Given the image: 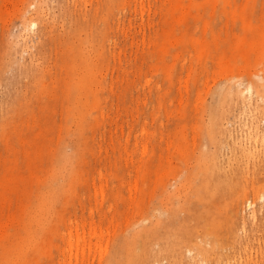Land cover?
<instances>
[{
	"label": "rangeland",
	"instance_id": "1",
	"mask_svg": "<svg viewBox=\"0 0 264 264\" xmlns=\"http://www.w3.org/2000/svg\"><path fill=\"white\" fill-rule=\"evenodd\" d=\"M263 166L264 0H0V264H187L212 173L264 264Z\"/></svg>",
	"mask_w": 264,
	"mask_h": 264
},
{
	"label": "bare ground",
	"instance_id": "2",
	"mask_svg": "<svg viewBox=\"0 0 264 264\" xmlns=\"http://www.w3.org/2000/svg\"><path fill=\"white\" fill-rule=\"evenodd\" d=\"M49 40L52 46L56 45V43L53 44L51 36ZM248 90L252 91L253 86H249ZM66 91L70 99L71 87L69 90L66 89ZM211 140L216 144L215 135L212 136ZM262 171L264 174V166ZM205 175L207 176H203L199 186L192 193L193 198L185 199L186 202L189 201L192 207L188 209L186 217L182 221L181 238L179 240L173 237L170 238L167 241L168 247L177 254V247L179 248L178 245L182 243V251L185 247L190 253L194 251L193 256L190 258H187L182 253V256L187 258V264H238L231 262V253L227 252L228 250L232 251L236 247L229 242L230 239L236 238L237 231L235 224L232 223V219V221H228L227 225L224 224V226L220 216L222 217L223 213L229 215L231 211L236 210L240 203L246 200L245 192L236 185V177L222 180L217 173L215 175L213 173ZM257 184L264 186V177L262 180L258 178ZM252 204V202L247 201L248 208L252 207ZM258 228L260 231H264V218ZM224 234L227 235L225 236ZM230 235L233 237H230ZM233 242L236 243L234 240ZM126 244L130 243L127 242ZM145 246L148 249L149 245L146 244ZM231 246L233 247L231 248ZM130 254L126 255V259L124 258L118 262L112 260L109 264H124L130 259V262L132 261L131 264H136V260L139 258L137 256H130ZM149 258H152V255ZM146 259L147 257L145 256L144 260Z\"/></svg>",
	"mask_w": 264,
	"mask_h": 264
}]
</instances>
